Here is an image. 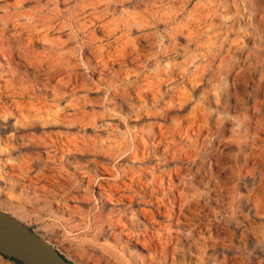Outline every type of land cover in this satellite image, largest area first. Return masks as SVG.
<instances>
[{"label": "rangeland", "instance_id": "rangeland-1", "mask_svg": "<svg viewBox=\"0 0 264 264\" xmlns=\"http://www.w3.org/2000/svg\"><path fill=\"white\" fill-rule=\"evenodd\" d=\"M0 33L11 47L0 53L2 94L16 67L17 87L21 78L33 90L23 101L51 103L69 120L84 112L82 124L39 123L25 134L54 131L87 145L65 157L21 143L0 112L1 216L71 264H264V0H0ZM118 71L129 72L130 83L135 74L159 80L156 107L172 103L171 112L158 120L141 113L135 86L118 82ZM150 122L166 130L179 123L176 138L154 141ZM79 169L93 178L90 186ZM69 175L61 194L56 185ZM113 177L138 183L111 198L99 194ZM141 199L172 216L165 259L160 248L135 241L144 220L131 213L153 209ZM97 215L125 231L104 225L97 233L89 223ZM151 228L149 235L158 231ZM207 240L216 247L206 248ZM13 259L25 264L0 245V264H19Z\"/></svg>", "mask_w": 264, "mask_h": 264}, {"label": "bare ground", "instance_id": "bare-ground-1", "mask_svg": "<svg viewBox=\"0 0 264 264\" xmlns=\"http://www.w3.org/2000/svg\"><path fill=\"white\" fill-rule=\"evenodd\" d=\"M60 1V0H59ZM62 1V0H61ZM180 1V0H179ZM56 2V1H55ZM61 3V2H60ZM233 3V2H232ZM8 4V3H7ZM175 4V3H174ZM8 6V5H7ZM9 8V7H8ZM184 12V11H183ZM138 18V17H137ZM236 18V17H235ZM239 20V19H238ZM107 23V22H106ZM151 23V22H150ZM149 23V24H150ZM17 26V25H16ZM133 26V25H132ZM191 26V25H190ZM18 27V26H17ZM16 28V27H15ZM19 28V27H18ZM234 28V27H233ZM18 30V29H17ZM38 30V29H36ZM181 31L180 28L176 29V32ZM208 32V31H207ZM11 33V32H9ZM1 34V33H0ZM42 34V33H41ZM207 34V33H206ZM21 35V33H20ZM205 35V34H204ZM5 37V36H4ZM6 38V37H5ZM71 39V38H70ZM89 39V38H88ZM36 40V38H35ZM48 40V39H47ZM95 40V39H93ZM92 40V41H93ZM102 40V39H101ZM30 41V40H29ZM34 41V40H33ZM28 42V41H27ZM95 42V41H94ZM104 42V41H103ZM6 45L8 47H10V41L7 42L4 40V38H0V53L1 51H3L6 48ZM25 45V44H24ZM98 45V44H97ZM112 45V44H111ZM123 45V44H121ZM20 46V44H19ZM32 46V45H31ZM46 46V45H45ZM85 47V46H84ZM11 48V47H10ZM22 48L26 49V45ZM50 49V48H48ZM156 49V48H155ZM32 50H35L34 48ZM7 51V50H6ZM36 51V50H35ZM34 51V52H35ZM82 51V50H81ZM128 51V50H127ZM9 52H11L9 50ZM137 52V51H135ZM134 52V53H135ZM4 53V52H3ZM132 53V52H130ZM133 53V54H134ZM5 54V53H4ZM3 54V55H4ZM34 54V53H33ZM32 54V56L34 57V55ZM158 54V53H157ZM126 53L125 52H121L120 56H124L125 57ZM5 56V55H4ZM38 56V55H37ZM40 56V53H39ZM139 56V55H138ZM17 57V56H16ZM24 57V56H23ZM36 57V56H35ZM110 57V56H109ZM147 57V56H146ZM187 57V56H186ZM8 58V57H7ZM39 58V57H38ZM44 58V57H43ZM140 58V57H139ZM190 58V57H189ZM68 60V59H67ZM148 60V59H147ZM53 61V60H52ZM106 61V59H105ZM127 61V60H126ZM138 61V60H137ZM128 62V61H127ZM86 63V62H85ZM90 63V62H89ZM112 63V62H111ZM73 64V63H72ZM125 64V63H124ZM23 65V64H22ZM111 65V64H110ZM13 66V65H12ZM49 66V65H48ZM44 67V66H43ZM132 68V66H131ZM159 68V67H158ZM1 69V68H0ZM9 69V68H8ZM17 70L16 67H12L10 68L9 71V78H5L4 82V94H2V91H0V103L2 99H6L8 100L9 103H1L0 106V112L2 114H4L3 116V121L4 124L7 125L8 121H10V119L13 120V125L12 128L16 131H21L17 132V136L15 137V135L13 136V139L15 140H19L21 143H24V141H26V143H28L29 145H35L38 147H43V148H53L54 151L55 150H60L61 153L66 157L68 156L67 154L72 153V152H85L86 151V147L87 145L81 140L71 137L70 135H66V134H62V133H55L54 131H49V132H42L39 136L36 135H28L25 134L28 130H34L39 123L43 124V125H60V126H64V125H69V124H75V123H83V120H80L79 118V114L81 116L84 115V112L82 111H78L77 109V113H75L74 115L71 116V119L69 120L66 115L62 112V110H58V109H54L53 106L45 103V102H37L36 104L33 103V101H23V98L26 96L30 97L33 94V90H31V87L28 86H23L22 82H21V78L20 79V84L17 87L16 85V79L17 78ZM32 70V69H31ZM128 71V70H127ZM125 72V71H124ZM123 71H118L116 74H114L116 76V80L118 82L121 83H125V85L130 86V85H134L136 88V98L138 99V101L142 102V105H140V110L144 109L143 112L146 115H152V119H164L165 116L168 114V112L170 111L171 107H173L172 103H169V105H165V107H156V103H158V101H161L160 99L163 97L160 87H161V83L159 82V80H156V82H153L150 80V78L148 76H139L138 74H135L134 78L138 79V82H136L134 80L133 83H130V78H129V72H125ZM140 72V71H139ZM138 73V72H137ZM34 74V73H33ZM64 74V73H63ZM148 74V73H147ZM161 74V73H160ZM175 75V73H174ZM4 76V75H3ZM37 76V75H36ZM29 77V76H28ZM37 78V77H36ZM160 78V77H159ZM44 79V78H43ZM115 79V78H114ZM174 79V78H173ZM178 79V78H177ZM37 82V81H36ZM39 82V81H38ZM69 82V81H68ZM3 85V84H2ZM40 85V84H39ZM38 86V85H37ZM50 86V85H49ZM53 86V85H52ZM57 86V85H56ZM64 86V85H63ZM180 86V85H179ZM199 86V85H198ZM82 87V86H81ZM135 88H133L135 90ZM165 88V87H164ZM189 88V87H188ZM52 89V88H51ZM82 89V88H81ZM45 90V89H44ZM56 90V89H55ZM54 90V91H55ZM174 90V89H172ZM41 91V90H40ZM64 91V90H63ZM121 92V91H119ZM181 92V91H180ZM183 92V91H182ZM54 93V92H52ZM72 93V92H71ZM57 94V93H56ZM70 94V93H69ZM172 94V93H171ZM177 94V93H176ZM175 94V95H176ZM180 94V93H179ZM218 95V94H217ZM216 95V96H217ZM63 96V95H62ZM36 97V96H35ZM144 97H148L150 99V101L152 102V108L148 109L147 108V103H146V99H144ZM188 97V96H187ZM174 98V97H173ZM186 98V97H185ZM159 99V100H158ZM169 100V99H168ZM172 100V99H171ZM174 101V100H173ZM177 102V101H176ZM70 103V102H69ZM223 106V105H222ZM58 108V107H57ZM61 108V107H60ZM202 108V107H201ZM142 111V110H141ZM13 112H16L15 115H13ZM171 112V111H170ZM201 112V111H200ZM139 113V115L141 114ZM194 114V113H193ZM90 115V114H89ZM143 115V114H141ZM9 116V117H8ZM11 116V118H10ZM91 116V115H90ZM136 116V115H135ZM46 117H51V118H46ZM78 117V118H77ZM141 117V116H140ZM82 118V117H81ZM151 119V118H150ZM161 125V124H160ZM159 125V123H155V122H150L146 125V128H148V133H151L152 131L156 129H158V135L155 137L153 136L152 138L155 140H162L165 139L166 134H169V136L171 137L172 140H174L177 136L178 130H179V123H174V126L171 130H166L163 129V127H161ZM143 128V127H142ZM145 130V129H144ZM110 131V130H109ZM157 131V130H156ZM110 133V132H109ZM127 133V132H126ZM139 133H143V130H140ZM20 134V135H19ZM78 136V135H77ZM143 136V135H142ZM83 137V136H81ZM99 138V137H98ZM129 138V137H128ZM134 138H137L136 135H134ZM100 139V138H99ZM8 140V139H7ZM103 140V139H102ZM101 140V141H102ZM89 141V140H88ZM131 141V140H130ZM139 141V140H138ZM158 141V142H159ZM142 142V141H141ZM161 143V141H160ZM2 144H4V147L7 148V150H11L12 147L10 145L9 147V143L8 141H4V143L2 142ZM1 144V145H2ZM98 144V143H97ZM104 144V143H103ZM117 145V144H116ZM123 145V144H122ZM149 145V144H148ZM18 146V145H17ZM143 146V145H142ZM150 146V145H149ZM153 146V145H152ZM160 146V145H159ZM137 147V146H136ZM42 148V149H43ZM124 148V147H123ZM145 148V146H144ZM147 148V147H146ZM165 148V147H163ZM17 150V149H16ZM104 150V149H103ZM143 150V149H141ZM147 150V149H146ZM6 150L0 148V153L5 152ZM43 151V150H42ZM45 151V150H44ZM140 151V150H139ZM58 152V151H57ZM130 152V151H129ZM143 152V151H142ZM147 152V151H146ZM51 153V152H50ZM112 153V152H111ZM167 153H168V149H167ZM126 154V153H125ZM142 154V153H140ZM145 154V153H144ZM34 155V154H33ZM56 156V155H55ZM51 157V156H48ZM64 158V157H63ZM47 159V158H46ZM62 159V158H61ZM174 159V158H173ZM48 160V159H47ZM0 161H3V159H0ZM56 161V160H55ZM97 161V160H96ZM71 163V162H70ZM96 163V162H95ZM52 164V163H51ZM60 164V163H58ZM82 164V163H81ZM62 165V164H61ZM76 165V164H75ZM71 167V166H70ZM75 169V167H74ZM83 169V168H82ZM178 172V170H176ZM175 171V172H176ZM74 172V171H73ZM71 173V172H70ZM90 173V172H89ZM78 176L80 177V182H85L86 185H91V182L93 181L92 177H86L84 175V173L79 169V172H77ZM104 174H109L108 172H104ZM112 174V173H111ZM42 175V174H41ZM58 175V174H57ZM62 175V174H61ZM110 175V174H109ZM117 175V174H116ZM128 175V174H127ZM46 176V175H45ZM49 176V175H48ZM72 176L73 175H69V177L66 179L65 176V184L64 185H56V188L58 189L59 192L65 193V190L69 189V185L72 182ZM112 176V175H111ZM56 177V176H55ZM71 177V178H70ZM98 178V177H97ZM114 178V177H113ZM156 178V177H155ZM72 179V180H71ZM86 179V180H84ZM112 179V178H111ZM146 179V178H145ZM62 180V179H61ZM96 180V179H95ZM54 181V180H53ZM129 184L124 183L123 181H121L118 177L114 178L112 181H105L104 185L105 186H101L99 184V186H97V188L99 189V194H103L105 196H107L108 198H111L112 193L116 192V193H121V190H119V186H123L125 187V189L129 190L132 192V185L134 183H138V181L134 180L133 177H131L130 179H128ZM142 181V180H141ZM27 182V181H26ZM78 182V181H77ZM95 183V182H94ZM93 183V184H94ZM81 184V183H80ZM72 185V184H71ZM180 186V185H179ZM85 187V185H84ZM93 187V186H91ZM122 187V188H123ZM141 187V186H140ZM162 188V187H161ZM39 189V188H38ZM54 190V189H53ZM50 191V190H49ZM140 191V190H139ZM47 192V191H46ZM51 192V191H50ZM53 193L55 191H52ZM97 192V191H96ZM156 192V190H155ZM83 194V193H82ZM88 195V194H87ZM146 195V194H144ZM176 195V194H175ZM153 196V195H152ZM155 196V194H154ZM174 196V195H173ZM179 198L181 197V193H178ZM68 197V196H67ZM73 197V196H72ZM98 198V197H97ZM121 198V197H120ZM124 198H127V200H132L133 197L132 196H125ZM136 198V197H135ZM67 199V198H66ZM81 199V198H80ZM113 200V199H112ZM124 200V199H123ZM68 201V200H67ZM121 201V199H120ZM77 202V201H76ZM173 202V201H172ZM141 203L143 205H147L149 204V206H151L153 209L151 211H149L148 209H137L134 212L131 213V215L136 216V217H142V219L144 220V230L141 234H138L135 237V241L137 244H141L144 248H147L149 250H155L157 248H160V254L163 255L164 259L165 257V251L167 250V240L170 239H174V237H172V235L174 234L173 232L170 231L171 229V223H172V216L170 214H168L167 210L164 209V205L160 204V203H156V204H152L151 202L148 203L147 201H143V199H141ZM63 207V206H62ZM88 211V210H87ZM115 211V210H114ZM111 213V212H110ZM97 214V213H96ZM158 218H163L164 221H157L155 219V217ZM87 217V216H86ZM89 217V216H88ZM140 220V219H139ZM138 221V220H137ZM123 222V221H122ZM90 225H92V227L94 228V230L97 231V233H101L104 229V225L108 226L107 228H110L112 230L113 234H116V231H120V233H123V231H125V227L124 225L122 226V224L118 221V222H114L111 219H103L100 217V215L95 216L92 220L89 221ZM141 223V222H140ZM87 224V223H86ZM87 226V225H86ZM151 226H155L158 230L155 233H152L150 230V235L148 234V231L146 228H151ZM12 227L15 229V232L21 236L24 237L25 236V231L18 226L17 223H12ZM90 227V226H89ZM86 228V227H85ZM84 228V229H85ZM110 231V230H109ZM112 234V235H113ZM129 234V233H128ZM128 234H124L125 237H128ZM175 235H177V233H175ZM114 236V235H113ZM110 237V236H109ZM133 240V239H132ZM166 241V242H165ZM172 242V241H171ZM222 242V241H221ZM119 243V242H118ZM206 248H215L217 243L214 241H210L207 240L206 242ZM133 244V243H132ZM136 246V245H135ZM130 249V248H129ZM124 250V249H123ZM158 251V250H157ZM168 252V251H167ZM156 254V253H155ZM141 258V257H140ZM148 260L150 261V263L153 262V260L155 259L154 257H151V255H148ZM158 259V258H157ZM220 260V259H219ZM143 261V258L142 260ZM166 261V260H165ZM171 264H176L174 261ZM219 264V263H218Z\"/></svg>", "mask_w": 264, "mask_h": 264}, {"label": "water", "instance_id": "water-1", "mask_svg": "<svg viewBox=\"0 0 264 264\" xmlns=\"http://www.w3.org/2000/svg\"><path fill=\"white\" fill-rule=\"evenodd\" d=\"M12 223L17 222L0 215V245L11 256L25 264H71L17 223L26 233L24 237L19 236Z\"/></svg>", "mask_w": 264, "mask_h": 264}, {"label": "trees", "instance_id": "trees-1", "mask_svg": "<svg viewBox=\"0 0 264 264\" xmlns=\"http://www.w3.org/2000/svg\"><path fill=\"white\" fill-rule=\"evenodd\" d=\"M14 261H16L17 263H19L20 264V262L19 261H17V260H15V259H13Z\"/></svg>", "mask_w": 264, "mask_h": 264}]
</instances>
